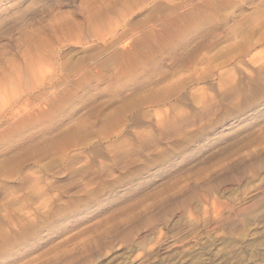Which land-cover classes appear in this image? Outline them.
<instances>
[{"label":"rangeland","instance_id":"1","mask_svg":"<svg viewBox=\"0 0 264 264\" xmlns=\"http://www.w3.org/2000/svg\"><path fill=\"white\" fill-rule=\"evenodd\" d=\"M0 264H264V0H0Z\"/></svg>","mask_w":264,"mask_h":264},{"label":"bare ground","instance_id":"2","mask_svg":"<svg viewBox=\"0 0 264 264\" xmlns=\"http://www.w3.org/2000/svg\"><path fill=\"white\" fill-rule=\"evenodd\" d=\"M63 251V250H62ZM51 254V253H50Z\"/></svg>","mask_w":264,"mask_h":264}]
</instances>
